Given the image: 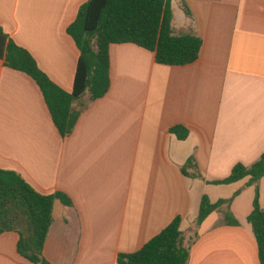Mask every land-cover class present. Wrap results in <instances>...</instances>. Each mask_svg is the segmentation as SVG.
I'll return each mask as SVG.
<instances>
[{
	"label": "crops",
	"instance_id": "1",
	"mask_svg": "<svg viewBox=\"0 0 264 264\" xmlns=\"http://www.w3.org/2000/svg\"><path fill=\"white\" fill-rule=\"evenodd\" d=\"M185 2L191 15L173 5V28L203 40L200 58L165 66L137 45H112L110 90L68 138L36 81L0 60V170L72 201L54 203L43 250L51 264H118L178 216L188 264H260L248 221L256 184L250 177L214 182L264 154V0ZM85 3L0 0V27L69 93L80 51L68 28ZM174 127L187 138L171 133ZM258 190L264 209V178ZM204 195L213 204L231 200L239 224L226 225L215 212L198 225ZM19 240L15 231L0 234V264H33L18 252Z\"/></svg>",
	"mask_w": 264,
	"mask_h": 264
},
{
	"label": "trees",
	"instance_id": "2",
	"mask_svg": "<svg viewBox=\"0 0 264 264\" xmlns=\"http://www.w3.org/2000/svg\"><path fill=\"white\" fill-rule=\"evenodd\" d=\"M176 1L190 16L185 0ZM172 2L86 0L76 21L68 28V34L80 51L71 93L53 83L38 67L32 55L10 40L1 27L0 60L6 67L23 72L36 81L57 130L62 138H68L81 114L91 103L104 98L110 90L112 45H137L154 53L156 62L165 66H187L200 58L203 40L192 32H175ZM170 131L180 140L188 136L187 130L182 127H174ZM188 166H193V163L189 162ZM247 177H250V185L256 184L254 210L248 221L258 245L260 264H264V209L259 204L258 190V183L264 178V154L249 167L237 164L228 178L214 184H233ZM57 200L72 206V201L65 194L42 195L17 173L0 170V234L9 231L19 233L18 252L33 264H51L44 258L43 250L53 223L54 203ZM231 202L220 200L213 204L204 195L198 225H202L213 213L219 212L226 225L237 226L239 223L229 209ZM18 219L25 225L27 232L17 228ZM181 225L182 218L178 216L140 251L120 255L118 264H188L190 253L184 246Z\"/></svg>",
	"mask_w": 264,
	"mask_h": 264
},
{
	"label": "rangeland",
	"instance_id": "3",
	"mask_svg": "<svg viewBox=\"0 0 264 264\" xmlns=\"http://www.w3.org/2000/svg\"><path fill=\"white\" fill-rule=\"evenodd\" d=\"M174 3H176V4H174ZM178 4H179L178 1H176V2H172V9H173V5H176L177 10H180L179 7H178ZM16 225H17V228H18V229L27 232V231H26V227H25V225L22 223L21 220L18 219V221L16 222Z\"/></svg>",
	"mask_w": 264,
	"mask_h": 264
}]
</instances>
